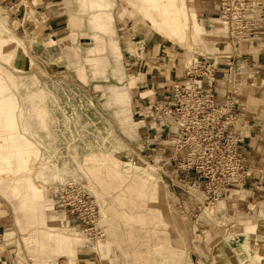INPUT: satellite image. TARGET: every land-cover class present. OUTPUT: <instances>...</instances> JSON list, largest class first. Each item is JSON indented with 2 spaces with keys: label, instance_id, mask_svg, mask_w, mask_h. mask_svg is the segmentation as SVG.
<instances>
[{
  "label": "crops",
  "instance_id": "1",
  "mask_svg": "<svg viewBox=\"0 0 264 264\" xmlns=\"http://www.w3.org/2000/svg\"><path fill=\"white\" fill-rule=\"evenodd\" d=\"M186 3L193 42H200L198 51L164 45L155 39L135 41L133 38L132 42L141 43L140 50L143 48L144 51L140 59L135 62L131 60L128 65L131 67L126 68L125 72L128 93L132 94L131 117L134 118L125 119L129 125L126 132L133 134L134 138L129 137L131 135L127 138L136 142H126L124 152L132 156V161L139 159L156 166L162 179L159 184L162 182L166 186H163V194L162 190L159 196L154 197L141 194L139 201L126 196L124 199L128 198L129 201L124 200V204H130L122 211L115 210L120 208L116 202L109 201L110 206L105 207L104 248L100 249L99 243L76 240L77 259L72 264H230L232 259L227 253V245L223 250V244L213 238L219 233L210 224L213 218L218 217L223 221L234 220V226L239 223V239L249 234L247 243L252 244L259 254L264 251V0H249V18L253 25L248 38L240 46L232 45L228 32L218 20V0H186ZM192 11L197 15V21ZM71 14V0H0V29L7 28L6 33L1 34L4 37L0 38V48L4 49L10 42L20 45L52 41L63 51V43H72L77 36L80 40L83 33ZM146 46L153 48L148 50ZM66 47L70 48L69 45ZM19 49L22 50V46ZM129 56L136 55L130 53ZM199 61L215 67L211 88L218 102L230 97L231 88L237 90L239 121L235 130L239 133L242 154L251 172L245 182L232 189L235 195L232 191H226L215 200L203 191L188 197L177 190L176 185H187L200 177L195 172L180 168L189 149L175 148L174 140L181 136L176 119L167 118L159 111L171 103L168 93L188 64ZM9 118L5 121L3 116L0 125L13 123L14 131L17 128L18 131L14 132L12 139H8L4 138L6 133L0 127V143L11 142L18 147L28 148V152L26 157L20 154L22 168L0 163V170L13 173L25 171L37 153L31 141L20 133L16 115ZM114 182L116 189L121 187L120 183ZM146 182L145 190H148L149 182ZM22 183L27 185L28 197L22 198L13 191ZM249 186L257 193L236 195ZM38 190L42 197V187L35 185L30 178H24L12 187L14 194L20 196L24 203L38 201ZM123 194V190L121 193L119 191V194H114V199ZM216 206H220L219 211ZM210 208L214 209V213L208 210ZM43 210L44 207H41L39 213L26 212L28 224H23L19 216L5 214L0 205V256L5 264H39L22 245V237L34 236L40 230V238H45L39 241L42 247L52 246L50 238L53 235H56L59 246H73L69 235L78 231L76 219L65 215L61 222H57L48 218L47 214L44 216ZM117 219L122 222L117 223ZM153 220L159 221L158 226L147 227L150 224H144ZM252 222L254 229L250 231L248 227ZM40 223L43 225L32 227ZM7 230L9 232L5 234ZM47 241H50L49 245ZM214 248L215 253L212 251ZM243 256L244 251L238 253L237 263L240 264L239 259Z\"/></svg>",
  "mask_w": 264,
  "mask_h": 264
},
{
  "label": "rangeland",
  "instance_id": "2",
  "mask_svg": "<svg viewBox=\"0 0 264 264\" xmlns=\"http://www.w3.org/2000/svg\"><path fill=\"white\" fill-rule=\"evenodd\" d=\"M71 1V15L83 31L80 40L77 36L73 38L74 42L63 43V51L52 41L47 44L27 42L20 45L10 42L4 49L0 48V119L15 114L20 133L31 141L37 153L25 171L13 173L0 170V205L5 214L19 216L23 224H28L26 212L39 213L41 207H44V216L47 214L48 218L61 222L66 211L59 205L60 186L75 182L96 202L100 225L105 233V207L110 206L109 201L116 202L120 209L115 210L122 211L130 204H124V200L129 201L124 197H131L134 201L137 198L139 201L141 194L159 196L160 190L163 194L165 186L162 182L159 184L162 179L156 166L139 159L132 161V156L124 152L126 142H136L131 139L133 134L126 132L129 125L125 119L134 118L131 117L132 94L128 93L125 72L126 68L131 67L128 65L140 59L144 51L143 48L140 50L141 43H133L132 39H155L164 45H177L188 51H198L200 42H193L194 35L191 36L190 32L186 41H176L163 34L132 0ZM179 1L187 8L186 0ZM98 15L103 20H111L109 28L99 26ZM6 29H0V38L4 37L1 34L6 33ZM68 45L70 48L66 47ZM146 47L148 50L153 48ZM130 53L136 56H129ZM3 131L6 133L4 138L12 139L18 128L14 131L3 127ZM127 136L131 137L130 140ZM24 178H30L35 185L42 187L40 201L24 203L20 196L14 194L13 185ZM114 180L120 183V188L116 189ZM146 181L149 182L148 190H145ZM237 185H231L227 191L235 195L232 189H236ZM250 186L236 195H254ZM121 189L124 194L114 199V194L121 193ZM224 193L226 191L219 196ZM217 209L219 211L220 206H216ZM208 210L214 213V209ZM234 222L232 219L223 221L218 217L213 218L210 224L219 233L212 235L213 238L223 244V250L224 245H227V253L232 259L230 264H239L237 255L243 251L240 264L248 260L245 264H264V251L259 254L252 244L247 243L249 234L241 236L240 240L237 233L241 228L239 223L234 226ZM144 224H150L147 227L158 226L159 221ZM42 225L31 226L37 228ZM77 229L79 233L74 231L69 235L73 245L70 248L66 244L59 246L56 235L50 238L52 246L47 241L49 247H42L39 241L45 238H40L41 230L35 232L34 236H23L22 245L39 264L76 262V240L96 245L99 243L98 247L104 248L102 243L105 235L92 241ZM248 229H254L253 222ZM8 232L5 231V234ZM212 251L215 253L216 248Z\"/></svg>",
  "mask_w": 264,
  "mask_h": 264
},
{
  "label": "built area",
  "instance_id": "3",
  "mask_svg": "<svg viewBox=\"0 0 264 264\" xmlns=\"http://www.w3.org/2000/svg\"><path fill=\"white\" fill-rule=\"evenodd\" d=\"M218 1V20L228 32L232 45L240 46L248 38L253 25L249 18V0ZM214 74L215 67L206 66L204 61L188 64L168 93L171 103L159 109L161 115L176 119L181 131V136L174 140L175 148L189 149L180 168L200 177L190 184L176 185L177 190L188 197L203 191L213 200L231 185L245 182L250 175L240 147L239 133L235 130L239 121L237 90L231 88L230 97L218 102L211 88ZM59 202L65 214L76 219L77 228L90 240L105 235L96 202L78 183L62 184ZM0 264H5L1 256Z\"/></svg>",
  "mask_w": 264,
  "mask_h": 264
},
{
  "label": "bare ground",
  "instance_id": "4",
  "mask_svg": "<svg viewBox=\"0 0 264 264\" xmlns=\"http://www.w3.org/2000/svg\"><path fill=\"white\" fill-rule=\"evenodd\" d=\"M133 3L139 8L142 14L147 16L155 26L163 33L170 36L173 40L180 41L181 39L187 40L188 33L190 31L189 19L190 13L188 6L187 8L182 5L179 0H132ZM100 6L102 3L98 2ZM192 10V9H191ZM191 14L194 17V20L197 21V15L192 11ZM104 15V14H103ZM99 20V26L109 28L110 19L103 20L101 15L97 16ZM3 20V19H2ZM4 21V20H3ZM185 21V22H184ZM6 23V22H4ZM197 22H195V27ZM189 41V40H188ZM188 43V42H187ZM186 43V44H187ZM10 116H4L5 121ZM3 127H7L8 130H13L14 124L7 123L3 124ZM28 152V148L18 147L17 145L12 144L11 142L0 143V163L13 165L16 169L23 167V162L20 158V154H23L25 157ZM15 157V158H11ZM15 193H18L22 198L27 196V185L22 183L13 188ZM38 199L40 200V191L38 190ZM261 232V231H260Z\"/></svg>",
  "mask_w": 264,
  "mask_h": 264
}]
</instances>
